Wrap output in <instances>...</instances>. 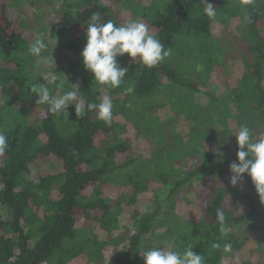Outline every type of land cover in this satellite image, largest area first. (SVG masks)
Here are the masks:
<instances>
[{
    "label": "trees",
    "instance_id": "16d2710c",
    "mask_svg": "<svg viewBox=\"0 0 264 264\" xmlns=\"http://www.w3.org/2000/svg\"><path fill=\"white\" fill-rule=\"evenodd\" d=\"M209 2L215 19L201 0H61L38 68L28 52L33 40L10 30L1 13L0 131L8 149L0 155V264H144V250L187 245L205 264H264V204L247 175L229 182L240 126L264 135V0ZM124 9L172 55L151 69L119 57L128 72L119 88H105L80 55L87 21L99 12L103 22L123 25ZM214 22L228 32L215 36ZM40 83L55 95L79 85L86 104L109 96L111 122L95 111L79 118L74 106L45 116L31 90ZM107 188L119 191L115 200ZM195 204L198 221L182 210ZM253 234L258 258L239 263Z\"/></svg>",
    "mask_w": 264,
    "mask_h": 264
},
{
    "label": "clouds",
    "instance_id": "9594fccd",
    "mask_svg": "<svg viewBox=\"0 0 264 264\" xmlns=\"http://www.w3.org/2000/svg\"><path fill=\"white\" fill-rule=\"evenodd\" d=\"M250 2V0H249ZM203 13L209 19L216 18V7L209 0H201ZM86 45L80 53L85 70L92 74L94 81L105 88H119L126 76L128 69L122 68L117 60L127 55L132 61L137 59L146 68H155L172 55L171 48L165 46L155 36L150 34L149 28L143 22L130 20L123 25L113 21H102L101 14L94 12L87 21ZM48 44L43 35L30 43L28 52L31 56L41 58L47 51ZM49 84L54 80H49ZM72 90L55 95L48 84H33L32 91L36 93V105L46 106L44 115L67 114L71 106L75 114L83 118L86 112L95 111L97 118L110 123L113 118L112 99L105 95L98 97V103H88L82 99L83 94L79 85L71 86ZM132 88L126 89L131 93ZM236 137L238 151L237 162H233L229 171L230 184L236 186L247 175L264 204V135L253 137L247 125H241ZM8 149V137L0 131V155ZM217 220L221 225V232L225 235L228 228L225 226V215L222 209L217 210ZM214 247L219 248L216 244ZM225 251H231V244H225ZM144 264H205V258L193 251L192 245H187L183 250H166L164 248H151L141 252Z\"/></svg>",
    "mask_w": 264,
    "mask_h": 264
},
{
    "label": "rangeland",
    "instance_id": "374dc122",
    "mask_svg": "<svg viewBox=\"0 0 264 264\" xmlns=\"http://www.w3.org/2000/svg\"><path fill=\"white\" fill-rule=\"evenodd\" d=\"M61 0H0V15L3 11H6L8 17L11 19L12 27L10 30H14L17 33H20L24 37H27L29 39L34 40L37 35L41 32L42 35L46 34L48 25L53 22L56 18V15L53 8L58 9L60 6ZM141 1L145 4H150L152 0H137ZM6 15V16H7ZM123 18L125 20H139L137 15H135L130 9H124L123 12ZM144 24L146 22L142 21ZM228 31L225 29V26L222 24H219L218 22H214L212 33L215 36H224L225 33ZM53 41V40H52ZM51 41V42H52ZM64 66H67L69 63H67V58L65 57L63 60ZM46 63V60L43 58H37V61L34 57L33 60H31V64L37 65L36 67H41L39 63ZM12 61L9 62L11 64ZM42 71V69H41ZM53 74V73H51ZM213 81H215L217 84H220L223 82V75L219 71L218 73H215L213 78ZM3 95L0 90V97ZM13 93L10 92L9 99H11L13 96ZM5 103H0V106L4 105ZM176 126L180 129H185L187 132L189 129L188 123H186L185 120L178 121L176 120ZM135 135L129 134L128 137H131L135 139ZM136 143H133L134 146H136V151L139 150L140 142L135 140ZM210 144V143H209ZM211 145V144H210ZM227 150H231V147H228ZM133 154V153H132ZM119 191L117 189L113 190V188H107V196H110L112 200H115V198L118 196ZM139 206H142V203H140ZM185 206V205H184ZM142 208L137 207L136 211H140ZM182 210H185V214L189 216V218L193 221H198L201 217L200 212L197 210V205H193L192 207H182ZM191 210H195L194 212H191ZM264 210V209H263ZM125 225V224H124ZM127 226V225H126ZM131 226V225H130ZM256 234H253L250 239L246 242L245 248L237 253L236 255L240 259V262L247 261V260H254L257 259L258 256L256 254L257 250V244H256ZM76 264H85V263H76ZM229 264V263H226Z\"/></svg>",
    "mask_w": 264,
    "mask_h": 264
}]
</instances>
